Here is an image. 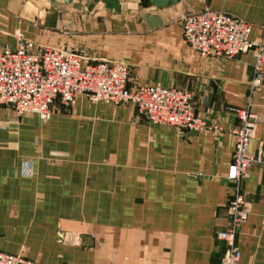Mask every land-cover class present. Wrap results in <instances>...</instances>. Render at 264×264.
I'll return each instance as SVG.
<instances>
[{
    "label": "crops",
    "instance_id": "crops-1",
    "mask_svg": "<svg viewBox=\"0 0 264 264\" xmlns=\"http://www.w3.org/2000/svg\"><path fill=\"white\" fill-rule=\"evenodd\" d=\"M117 1L120 11L103 0H0V50L17 49L22 36L124 62L130 88L185 90L213 129L179 133L84 95L69 108L56 100L46 122L0 106V253L38 264H221L216 233L229 225L236 191L227 178L234 110L261 116L249 153L264 159V86L252 87L256 50L201 57L184 43L183 21L205 8L227 12L264 43V0ZM241 191L250 207L237 237L242 263L264 264V164L248 170ZM64 233L80 243H63Z\"/></svg>",
    "mask_w": 264,
    "mask_h": 264
},
{
    "label": "built area",
    "instance_id": "built-area-1",
    "mask_svg": "<svg viewBox=\"0 0 264 264\" xmlns=\"http://www.w3.org/2000/svg\"><path fill=\"white\" fill-rule=\"evenodd\" d=\"M183 22L184 43L201 57L234 59L256 50L252 87L264 86V43L250 39V23L209 8L186 15ZM18 38L17 49L0 50V106L12 107L19 115L32 113L46 122L56 100L69 108L75 105L78 95H84L94 102L132 106L150 123L172 126L179 133L213 129L197 113L192 94L185 90L161 86L130 88L129 66L124 62H91L74 50L36 46L22 36ZM234 112L240 125L233 130L235 149L227 178L236 184V191L228 205L229 225L216 233L226 246L221 264H243L237 237L248 221L250 207L241 183L253 165L264 164L261 156L249 153L261 116L248 109ZM61 240L65 244H79L81 236L64 233ZM0 264L38 263L21 254L0 253Z\"/></svg>",
    "mask_w": 264,
    "mask_h": 264
},
{
    "label": "water",
    "instance_id": "water-1",
    "mask_svg": "<svg viewBox=\"0 0 264 264\" xmlns=\"http://www.w3.org/2000/svg\"><path fill=\"white\" fill-rule=\"evenodd\" d=\"M54 5L57 4L56 0H51ZM66 4H71L72 0H64ZM150 3H155V2H160V3H164L165 0H148ZM103 2L105 3V5L110 9V10H116V11H120V3L117 0H103ZM173 2H176V0H173ZM92 4H89L88 7H91Z\"/></svg>",
    "mask_w": 264,
    "mask_h": 264
},
{
    "label": "rangeland",
    "instance_id": "rangeland-1",
    "mask_svg": "<svg viewBox=\"0 0 264 264\" xmlns=\"http://www.w3.org/2000/svg\"><path fill=\"white\" fill-rule=\"evenodd\" d=\"M100 3H102V2H100Z\"/></svg>",
    "mask_w": 264,
    "mask_h": 264
}]
</instances>
